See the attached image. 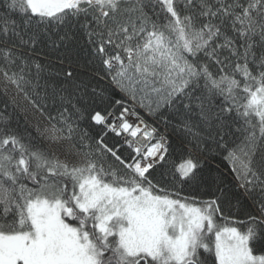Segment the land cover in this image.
Wrapping results in <instances>:
<instances>
[{"label": "snow or ice", "instance_id": "6c2138e0", "mask_svg": "<svg viewBox=\"0 0 264 264\" xmlns=\"http://www.w3.org/2000/svg\"><path fill=\"white\" fill-rule=\"evenodd\" d=\"M0 264H264V0H0Z\"/></svg>", "mask_w": 264, "mask_h": 264}]
</instances>
